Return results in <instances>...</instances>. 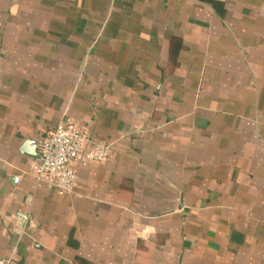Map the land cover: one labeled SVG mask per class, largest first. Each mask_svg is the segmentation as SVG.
Masks as SVG:
<instances>
[{"label": "crops", "instance_id": "crops-1", "mask_svg": "<svg viewBox=\"0 0 264 264\" xmlns=\"http://www.w3.org/2000/svg\"><path fill=\"white\" fill-rule=\"evenodd\" d=\"M64 122L71 192L21 151ZM0 261L264 264V0H0Z\"/></svg>", "mask_w": 264, "mask_h": 264}, {"label": "built area", "instance_id": "built-area-1", "mask_svg": "<svg viewBox=\"0 0 264 264\" xmlns=\"http://www.w3.org/2000/svg\"><path fill=\"white\" fill-rule=\"evenodd\" d=\"M111 151L110 142L91 139L89 132L77 124L60 123L38 143L35 178L39 185H52L61 191L71 192L77 182L74 162L81 157L104 162ZM0 264L5 262L0 261Z\"/></svg>", "mask_w": 264, "mask_h": 264}, {"label": "water", "instance_id": "water-1", "mask_svg": "<svg viewBox=\"0 0 264 264\" xmlns=\"http://www.w3.org/2000/svg\"><path fill=\"white\" fill-rule=\"evenodd\" d=\"M21 151L33 158H39L37 151V142L33 140H26L21 148Z\"/></svg>", "mask_w": 264, "mask_h": 264}]
</instances>
